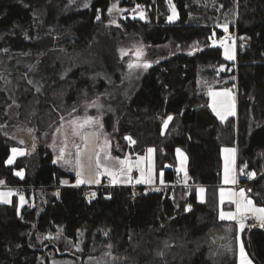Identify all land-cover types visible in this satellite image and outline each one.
Returning a JSON list of instances; mask_svg holds the SVG:
<instances>
[{
    "label": "trees",
    "instance_id": "trees-1",
    "mask_svg": "<svg viewBox=\"0 0 264 264\" xmlns=\"http://www.w3.org/2000/svg\"><path fill=\"white\" fill-rule=\"evenodd\" d=\"M110 1L69 7L68 0H0V70L16 71L19 104L17 115L8 118L10 97L0 77V180L22 185L25 197L19 208L18 194L0 202V264H48L58 257L77 264H237V226L218 216L220 147L236 146L237 167L253 173L250 179L241 178L242 185L254 203L264 206V0H215L212 7L203 5L207 0H173L178 19L171 22L165 0H131L127 4L145 8L146 19L126 17L123 28L106 29L95 17ZM225 19L237 41L247 40L236 48L235 66L211 43L223 33ZM116 32L140 34L158 59L122 109L104 117V128L113 129L111 151L116 156L142 154L154 146L156 167L163 170L166 184L152 190L94 186L87 195L84 186L59 185L61 176L73 181L74 175L52 163L50 151L39 148L6 164L9 147L23 144L5 129L32 118L45 125L50 119L43 117L55 114L54 107L67 108L104 91V79L92 83L85 66L39 79L46 72L48 51L90 53L115 71ZM193 41L202 48L191 54L171 51V44ZM199 79L217 86L235 82V117L218 119ZM167 115L172 120L162 134ZM177 147L187 155L186 185L171 184L179 181L174 175ZM198 184L205 188L203 201L196 200ZM248 229L241 233L247 251ZM249 238L264 264V233L253 230Z\"/></svg>",
    "mask_w": 264,
    "mask_h": 264
},
{
    "label": "rangeland",
    "instance_id": "rangeland-1",
    "mask_svg": "<svg viewBox=\"0 0 264 264\" xmlns=\"http://www.w3.org/2000/svg\"><path fill=\"white\" fill-rule=\"evenodd\" d=\"M90 0H68L69 7H75L79 4H84L89 2ZM131 0H111L109 5L104 11H101L100 8L97 9L96 17L99 16V21L102 26L106 29H117L123 28L121 20L127 19L126 17H138L140 19H146V11L142 5L137 3L127 4V2ZM133 1V0H132ZM215 0H207L203 3V5H208L212 7L214 5ZM135 2V1H134ZM201 4L198 2L197 5ZM115 5V7H113ZM165 8L167 10L166 20L171 22L178 19V13L175 7V3L173 0H165ZM111 9V11H109ZM104 12V13H103ZM141 14H143V18H141ZM173 16L172 20H169V17ZM216 19V18H215ZM221 27L223 29V33L219 36H213L212 45L218 46L221 49L222 56L227 61H235V41L236 36L235 33L231 32L228 25L230 20L225 19ZM225 26H227V31L224 30ZM112 32V31H110ZM243 38V37H240ZM114 41V53L117 57L118 66L114 70H109L105 64L97 61L90 53L79 52V53H69L64 48H59L56 50L48 51L49 56L45 58V62L47 65L46 72H40L39 79L46 78L52 79L53 75L56 77H62L66 73H68L71 69L77 66H85V76L92 80V83L96 85L99 79H104L105 86L104 91L94 94L91 97H84L80 99L78 102L73 104L70 107L63 108L62 107H54L55 114L53 113L50 117H43V119L49 118L50 120L47 124L43 125L41 121L35 122L32 118L29 122L21 123L16 122L12 125V129L9 131L5 129V134L13 137L15 136V132L19 130H26L33 135V145L28 148L24 145H12L9 147L8 156L5 159L6 164H12L14 160L21 156L18 154L19 152H23V155H29L32 152L36 151L39 148H42L44 151H50L52 154L51 162L59 165L66 172L74 175V180L70 181L67 176H61L59 180V185H75V186H84L87 189H91L94 186L102 185V186H114V185H130L133 188L138 186H144L146 190L158 189L165 185L166 182L163 179V170L158 169L156 167L155 162V147L148 146L142 154L125 152L123 156H116L112 154V141H113V129L107 130L104 128V117L107 114H117L124 104H126L129 99L132 97L134 92L137 90L140 84V78L144 74V72L149 68V66L155 62L158 58L155 54H152L151 50L147 49L148 43H146L140 34L131 33V32H123L120 34L116 32L115 36L112 38ZM223 41V44H221ZM225 46L228 47L230 52L233 54L234 59H227L225 57ZM202 48L201 43L197 41L190 42L189 44L176 43L171 44L172 52H185L188 54L194 53L195 51ZM137 50H142L143 55L137 60L135 53ZM162 52V51H160ZM124 53H127L126 55ZM41 58V56L39 57ZM9 59V58H8ZM6 59V60H8ZM4 59V61H6ZM38 60V58H37ZM37 60L34 63H38ZM21 67H24L23 62ZM129 63H139L143 65L147 63L149 66L147 68L137 67L133 69L128 68ZM34 68V67H33ZM18 73V72H17ZM50 73V74H48ZM49 76V78H47ZM0 77L4 81V86L8 91V96L10 97V103H8L5 107V112L8 115V118L17 115L18 102L16 99V81L18 76L16 71L13 73H8L6 70V66L0 70ZM45 79V80H46ZM199 87L202 88L203 92L207 96L208 105L213 103V98L209 96V91L222 93L225 90L230 91V95L228 96H218L216 97V107L217 110L222 114L228 117L236 116V106H235V82L223 84V85H215V83H207L204 80H198ZM210 107V106H209ZM211 108V107H210ZM212 110V108H211ZM231 111L234 114H228V111ZM213 111V110H212ZM217 116V114L214 112ZM92 117L93 120L99 119V123H93L91 126H86L81 129V133H89L94 134L91 137L92 143L89 145V148H93L96 145H103L105 141L108 142L107 151L113 158L124 159L128 158L133 162V168L131 173L127 175L117 176L116 179L119 182H113V177L103 174L98 177L99 183H96L95 180L97 177L95 173H90L87 167H85L81 179L89 180L91 179L93 182L91 183H81L77 184V168H76V145H80L83 147V141L79 135H74L72 131V126L69 123L73 119L79 120V122H83L87 117ZM167 115L161 124V133L165 134L166 128H164V121L169 117ZM220 119L219 116H217ZM225 118V119H226ZM221 120V119H220ZM224 120V119H223ZM60 128L61 131L57 132L56 129ZM20 141V140H19ZM21 142V141H20ZM22 143V142H21ZM64 148V157L63 159H58L60 157V149ZM153 149L151 153V162L149 165V153L148 149ZM13 149H17V153H13ZM224 149H234V154L226 153ZM179 150V152L177 151ZM220 156H221V177L220 182L217 186V202H218V216L220 217V212L223 211L225 213H235L236 212V204L233 200L239 201L241 199L239 193L241 190L244 191L245 200H251L256 207H264L261 205H257L254 203L253 198L249 195L243 185L234 186V183H225L224 175H225V157L229 158V166H230V177L238 178V181L244 177V169L242 167H237L236 157L237 150L235 145H222L220 147ZM103 158V153L101 154ZM143 157V161L139 168L135 167V162L138 158ZM12 159V163H8L9 159ZM82 160L87 163V154L82 157ZM234 160V162H233ZM111 163L115 164V160L111 161ZM165 166H168L166 163ZM116 168H119V164H115ZM149 167L151 170L149 171ZM177 173H179L180 180L171 183V184H183L186 185L188 182V173H187V155L183 148L177 147L175 149V165H174ZM143 171V176H141V172ZM16 174L19 172L22 174L21 170H16ZM251 174V175H250ZM131 176V180L129 181L128 176ZM248 179L253 177V173L248 171ZM103 177H106L107 180L105 182L102 180ZM150 177V179H149ZM141 180L142 182L137 183V180ZM2 181V180H0ZM103 181V182H102ZM187 181V182H185ZM203 189V192L199 190ZM224 190L226 193L233 192L236 195L232 198L225 196L224 202L221 203L220 193L221 190ZM0 192H10L11 196L8 197V201L10 202L12 196H14V186L5 185L3 182L0 183ZM23 196V193L17 195V206L18 208L25 202L21 203L20 197ZM195 196L196 200L203 201L205 198V188L198 184L195 186ZM1 203H5L0 201ZM227 220V219H226ZM234 221L237 226L236 231V263L240 264V249L243 247L244 253L247 257V260L252 264V259L246 250L241 233L244 229L250 228L252 226H260L264 228L261 221L255 218L251 213H245L239 220H231ZM240 223H243L245 227L241 230ZM47 237V236H46ZM44 239V238H41ZM74 251H77L79 247L74 245ZM50 255V254H49ZM48 264H77L73 259L58 257V258H49ZM100 264V263H97Z\"/></svg>",
    "mask_w": 264,
    "mask_h": 264
},
{
    "label": "snow or ice",
    "instance_id": "snow-or-ice-1",
    "mask_svg": "<svg viewBox=\"0 0 264 264\" xmlns=\"http://www.w3.org/2000/svg\"><path fill=\"white\" fill-rule=\"evenodd\" d=\"M115 7V5L113 6ZM109 11H111V9H109ZM141 18H143V14H141ZM97 19H99V16L97 17ZM173 16L169 17V20H172ZM225 31H227V26H225L224 28ZM221 44H223V41H221ZM125 55L127 53H124ZM137 60H139V58L143 55L142 50H137V52L135 53ZM225 57L227 59H234L233 54L230 52V50L228 49L227 46H225ZM144 67L147 68L149 65L147 63H144L143 65L139 64V63H129L128 64V68L129 69H133V68H137V67ZM230 95V91L229 90H225L222 93H217V92H213V91H209V96L213 98V103L211 105H209L213 112H215L217 114V116L220 117L221 120L225 119L226 116L224 114H222L220 111L217 110L216 107V97L218 96H228ZM228 114H234L232 113L230 110L228 111ZM172 120V117L169 116L165 121H164V128H167L169 121ZM72 126V131L74 135H79L81 137V140L83 141V147H81L80 145H76V168H77V184H81V183H91L93 182L91 179L89 180H85V179H81L82 173L85 169V167H87V169L89 170L90 173L94 172L95 176L97 177V179L95 180L96 183H99V179L98 177L100 175L103 174H107L111 177H113V182H119L116 177L120 176V175H127L129 173H131L132 168H133V162L130 161L128 158H124V159H119V158H113L110 156V154L107 151V147H108V142L105 141L103 145H96L93 148H89V145L92 143L91 137L94 134H89V133H81V129L85 128L86 126H91L93 123H99V119L93 120L92 117H87L82 123L79 122L78 118L77 119H73L69 122ZM57 132H60L61 129L57 128L56 129ZM126 139L129 140L130 143H135V141H132L131 138L126 137ZM14 154L17 153V149H13L12 150ZM179 152V150H177ZM224 151L226 153H231L234 154L235 150L234 149H224ZM153 152V149H148V153H149V165L151 162V153ZM60 157H58V159H63L64 157V148L60 149ZM103 153V158L101 157V154ZM18 154L23 155V152H19ZM85 154H87V163L85 164V162L82 160V157L85 156ZM143 157L138 158L137 161L135 162V167L139 168L142 161H143ZM115 160V164H119V168L115 167L114 163H111V161ZM234 162V160H233ZM8 163H12V159L10 158ZM151 170V168L149 167V171ZM225 175H224V182L225 183H235V178L234 177H230V166H229V158L226 156L225 157ZM17 175H21V173H17ZM251 175V174H250ZM141 176H143V171L141 172ZM129 181L131 180V176H128ZM150 179V177H149ZM137 183L142 182L141 180H137ZM0 183H2V181H0ZM200 192H203V189L199 190ZM12 193L10 192H0V201H3L5 203L9 202L8 201V197L11 196ZM236 195V193L233 192H228L226 193L223 189L221 190L220 193V200L221 203L224 202L225 196H228L229 198H232ZM241 199L239 201L233 200V202L236 204V212L232 213H225L223 211L220 212V219L221 220H239L240 217H242L245 213H251L255 218L259 219L262 223V225H264V207H256L253 202L249 199V200H245L244 198V191L241 190L239 193ZM20 201L21 203L24 202V197L21 196L20 197ZM245 227V225L243 223H240V228L241 230ZM240 264H250V261L247 260V257L244 253L243 247L241 246L240 249Z\"/></svg>",
    "mask_w": 264,
    "mask_h": 264
},
{
    "label": "water",
    "instance_id": "water-1",
    "mask_svg": "<svg viewBox=\"0 0 264 264\" xmlns=\"http://www.w3.org/2000/svg\"><path fill=\"white\" fill-rule=\"evenodd\" d=\"M161 51L163 52V49H161ZM166 54H168V50L166 51ZM15 138L17 140H20L22 142V144L28 148L32 147V145H33V135H32V133H29L26 130H19V131L15 132ZM253 230H259V231H262L264 233V228L255 225V226L250 227L246 233L247 240H248V253H249L253 263L254 264H262L256 258L254 251H253L252 243H251L250 238H249L250 233ZM31 235H32V232L29 234L27 242H29Z\"/></svg>",
    "mask_w": 264,
    "mask_h": 264
},
{
    "label": "built area",
    "instance_id": "built-area-1",
    "mask_svg": "<svg viewBox=\"0 0 264 264\" xmlns=\"http://www.w3.org/2000/svg\"><path fill=\"white\" fill-rule=\"evenodd\" d=\"M247 43V40L245 39V38H240V40L239 41H235V49L237 48V46H243V45H245ZM262 56H263V58H264V52H262V54H261ZM236 61H235V64H234V66L236 65ZM174 175L175 176H177L178 175V173H177V171H175L174 172ZM248 171H246V170H244V177H246V178H248ZM102 180L105 182V180H107L106 179V177H103L102 178ZM102 181V182H103ZM235 183H234V186H239V185H242L243 183L241 182V180H239L238 181V178L236 177L235 178ZM98 186H102V185H98ZM23 189H24V187L22 186V185H20V186H14V194H20V193H22L23 192ZM134 191H135V189H134ZM91 193V190L90 189H87L86 190V194L87 195H89Z\"/></svg>",
    "mask_w": 264,
    "mask_h": 264
},
{
    "label": "crops",
    "instance_id": "crops-1",
    "mask_svg": "<svg viewBox=\"0 0 264 264\" xmlns=\"http://www.w3.org/2000/svg\"><path fill=\"white\" fill-rule=\"evenodd\" d=\"M235 106H236V90H235ZM236 150H237V149H236ZM177 176H178V179L180 180V178H179V176H180L179 173H178ZM185 182H187V181H185ZM202 186H203V185H202ZM203 187H204V186H203ZM252 264H254L253 261H252Z\"/></svg>",
    "mask_w": 264,
    "mask_h": 264
}]
</instances>
